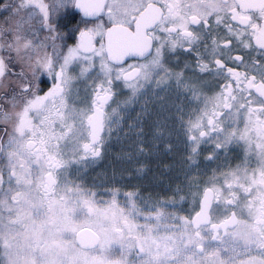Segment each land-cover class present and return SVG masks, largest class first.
<instances>
[{
  "label": "flooded vegetation",
  "instance_id": "flooded-vegetation-1",
  "mask_svg": "<svg viewBox=\"0 0 264 264\" xmlns=\"http://www.w3.org/2000/svg\"><path fill=\"white\" fill-rule=\"evenodd\" d=\"M7 2L11 13L0 15L2 24L14 23L21 9L34 10L40 26L19 34L21 46L39 48V56L17 64L14 80H4L0 91V202L18 201L24 167L18 158L44 165L30 167L44 171L43 190L52 189L47 176L57 187L61 162L99 160L110 114L132 101L134 88L160 89L191 76L200 89L198 112L178 127L177 139L185 143L184 164L194 165L198 156L208 164L205 190L212 196L209 223L194 239L203 235L213 246L256 243L264 258V72L257 70L264 61V0ZM7 32L1 25L0 33ZM11 38L3 39L10 49ZM98 111L99 143L88 126ZM174 153L170 148L166 162Z\"/></svg>",
  "mask_w": 264,
  "mask_h": 264
},
{
  "label": "rangeland",
  "instance_id": "rangeland-1",
  "mask_svg": "<svg viewBox=\"0 0 264 264\" xmlns=\"http://www.w3.org/2000/svg\"><path fill=\"white\" fill-rule=\"evenodd\" d=\"M31 1L41 5L40 0ZM21 10L8 27L9 54L0 36V91L4 80H14L17 64L39 56V48L21 46L25 36L19 32L40 26L33 19L34 10ZM193 79L186 76L160 89L153 84L134 88L132 101L123 108L115 106L110 114L99 160L89 165L73 159L61 162L57 187L43 190L44 171L30 167L44 165L35 159L27 166L26 156L18 158L24 165L17 182L18 201L11 204L5 197L0 202V264H151L148 255L153 258L157 252L172 255L178 264H201L211 258L216 259L210 264H264L256 243L240 246L227 240L213 246L203 235L199 242L194 239L190 220L207 187L208 164L199 156L194 165L184 164L185 143L176 133L198 112L200 89L190 84ZM170 148L176 155L171 163L166 162ZM81 228L98 235L99 245L93 250L75 244Z\"/></svg>",
  "mask_w": 264,
  "mask_h": 264
},
{
  "label": "water",
  "instance_id": "water-1",
  "mask_svg": "<svg viewBox=\"0 0 264 264\" xmlns=\"http://www.w3.org/2000/svg\"><path fill=\"white\" fill-rule=\"evenodd\" d=\"M131 50L127 51V55L131 56ZM93 116L88 121V126L91 128V134L93 138H96V142L99 143L101 140V135L103 132V115L101 111H98L97 114H92ZM45 182L49 187H53L56 185L55 181H52L51 176H47ZM203 198L200 202V209L196 215L192 217L191 220V226L193 229H199L200 225H206L209 223V210L211 208V192L205 191L203 193ZM88 216H91V212L89 209L86 210ZM234 224L227 223L225 226L232 227ZM226 228V227H225ZM75 243L80 247L81 249L91 250L99 245V237L96 233L91 231L89 228H81L80 231L76 233L75 236Z\"/></svg>",
  "mask_w": 264,
  "mask_h": 264
},
{
  "label": "bare ground",
  "instance_id": "bare-ground-1",
  "mask_svg": "<svg viewBox=\"0 0 264 264\" xmlns=\"http://www.w3.org/2000/svg\"><path fill=\"white\" fill-rule=\"evenodd\" d=\"M154 244H159V243L157 242ZM148 259H149L148 260L149 263H151V264H178L179 263V261L176 260L175 257H172V255H170V254L166 255V253L161 254V253L157 252L153 258H151V255L149 254ZM163 259H164V261H163ZM162 262H164V263H162Z\"/></svg>",
  "mask_w": 264,
  "mask_h": 264
},
{
  "label": "trees",
  "instance_id": "trees-1",
  "mask_svg": "<svg viewBox=\"0 0 264 264\" xmlns=\"http://www.w3.org/2000/svg\"><path fill=\"white\" fill-rule=\"evenodd\" d=\"M7 0H0V15L1 14H8V13H11V11H9V10H6V8H7ZM4 23L5 24H2V22L0 21V26L1 25H4L6 28H7V31H8V27H9V24H10V21L8 22V20L7 21H4ZM6 34V35H5ZM5 34H1L0 33V36H1V38L2 39H6L7 41H10L9 39H10V34H9V32H7V33H5ZM2 35H4L5 36V38L2 36Z\"/></svg>",
  "mask_w": 264,
  "mask_h": 264
},
{
  "label": "snow or ice",
  "instance_id": "snow-or-ice-1",
  "mask_svg": "<svg viewBox=\"0 0 264 264\" xmlns=\"http://www.w3.org/2000/svg\"><path fill=\"white\" fill-rule=\"evenodd\" d=\"M61 4H62V6H64L63 0H61ZM84 22L85 23H93L94 20L92 18H86V19H84ZM64 35H65V38L67 39L68 38V33L65 32ZM71 39L74 40L75 39V35H73ZM241 62H243V57H241ZM257 70L261 71V72H264V61H261V63L257 65Z\"/></svg>",
  "mask_w": 264,
  "mask_h": 264
}]
</instances>
